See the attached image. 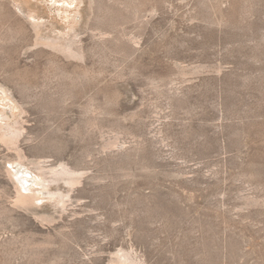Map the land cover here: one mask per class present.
Masks as SVG:
<instances>
[{"label": "rangeland", "instance_id": "374dc122", "mask_svg": "<svg viewBox=\"0 0 264 264\" xmlns=\"http://www.w3.org/2000/svg\"><path fill=\"white\" fill-rule=\"evenodd\" d=\"M37 22L81 38L84 60L56 64L94 77L64 84L31 45ZM0 37V110L26 155L0 141V264H112L120 247L140 264H264V0H0ZM35 159L83 172L50 186L63 208L14 203L7 170L38 189Z\"/></svg>", "mask_w": 264, "mask_h": 264}, {"label": "bare ground", "instance_id": "6f19581e", "mask_svg": "<svg viewBox=\"0 0 264 264\" xmlns=\"http://www.w3.org/2000/svg\"><path fill=\"white\" fill-rule=\"evenodd\" d=\"M21 25V23H20ZM23 25V24H22ZM33 41L31 42V45L33 46H37L39 44H42L44 46L49 47L52 50V54H53V58L52 63L55 68L57 67L58 69V74H59V78H63L62 81H66L65 78L71 79L73 78V76L78 75L77 77L79 78H86L87 76L89 77L90 75L92 77L93 76V72L91 71V69L81 65H77L79 66V72H76L75 74H71L70 72H67L65 70V68H58L56 64L58 63L57 61H59L58 59H60V55L63 56L64 58H72L75 60H84L85 58V50L84 47L82 45L83 40H81V38H77V37H70L69 39H62V38H57V37H48V38H41L40 37V26L41 23H34L33 25ZM18 30V29H17ZM20 30V29H19ZM22 30V29H21ZM18 32V31H17ZM20 32V31H19ZM63 32V31H62ZM16 33V32H15ZM104 31L101 32L100 35H104ZM23 34V33H22ZM98 34V33H97ZM78 35V34H75ZM98 35V36H100ZM8 38V37H7ZM66 38V37H65ZM68 38V37H67ZM101 38V37H100ZM7 41L6 37H0V42L1 41ZM82 41V42H81ZM30 43V42H29ZM4 47V46H3ZM100 48V47H99ZM36 49V48H35ZM21 51V50H20ZM33 52V51H32ZM43 53V52H42ZM51 54V53H50ZM36 55V54H35ZM51 57V56H50ZM59 57V58H58ZM58 58V59H57ZM61 61V60H60ZM51 63V62H50ZM3 64V63H2ZM61 64V63H60ZM61 66V65H60ZM94 70V69H92ZM101 71L98 72L100 74ZM70 73V74H69ZM92 73V74H91ZM102 73V72H101ZM96 74V73H95ZM90 76V77H91ZM91 77V78H92ZM96 77V76H95ZM47 80L45 81V86L43 85L42 87H49L50 84H52L53 81V76H47ZM75 78V77H74ZM73 78V79H74ZM24 79V77H23ZM60 79V80H61ZM65 79V80H64ZM72 79V80H73ZM81 79V80H82ZM14 80V79H13ZM25 80V79H24ZM77 80V79H76ZM84 80V79H83ZM22 81V80H21ZM74 81V80H73ZM75 83V82H74ZM77 83V82H76ZM75 83V84H76ZM84 83V82H83ZM26 84V83H25ZM44 84V83H43ZM62 84V83H60ZM65 84V82H64ZM68 85V84H67ZM77 85V84H76ZM75 85V88H76ZM22 86V85H21ZM23 86L25 87V85L23 84ZM27 86V85H26ZM34 86V85H33ZM53 86V85H52ZM83 86V85H82ZM54 87V86H53ZM69 87V85H68ZM37 86L35 87H31V85H28L27 87H25L26 90V97H39V93L36 92V94L38 93V95H36L35 93H33L34 89H36ZM57 88V87H56ZM28 89L31 91H28ZM33 89V90H32ZM38 89V88H37ZM50 89V88H49ZM63 89V88H62ZM82 89V88H81ZM44 90V89H43ZM56 90V89H55ZM60 90V89H58ZM57 90V91H58ZM20 91V90H19ZM49 91V90H48ZM63 91V90H61ZM30 92V93H29ZM47 92V91H46ZM50 92V91H49ZM60 91H58L59 93ZM71 92V90H70ZM70 92L68 90V88L66 87V89H64V91L61 93L60 99H62L64 102L70 98ZM57 93V92H55ZM57 93V94H58ZM43 94V93H42ZM74 94V93H73ZM46 95V94H43ZM41 95V97L43 96ZM49 95V94H47ZM51 95V94H50ZM23 96V95H22ZM34 97V98H35ZM40 97V98H41ZM50 97V96H49ZM72 97V96H71ZM43 98V97H42ZM54 98V97H53ZM59 98V97H58ZM24 99V98H23ZM28 99V98H27ZM33 99V98H32ZM39 99V98H38ZM45 99V98H44ZM51 99V97L49 98ZM34 100V99H33ZM37 101V99H35ZM40 100V99H39ZM38 100V101H39ZM52 100V99H51ZM91 100V99H90ZM41 101V100H40ZM35 102V101H34ZM59 102V101H58ZM63 103V102H62ZM67 104V103H66ZM45 105V103L43 104ZM85 112L87 113H92L95 110V105L93 104L92 101H89L86 105H83ZM37 107V106H36ZM35 107V108H36ZM83 108V107H82ZM42 109V108H41ZM27 111V110H26ZM46 111V110H45ZM86 113V114H87ZM93 114V113H92ZM85 116V115H84ZM88 116V114H87ZM92 116V115H91ZM88 118V117H87ZM91 119V117H90ZM5 120H7V116L5 113H2L0 110V141L9 145L10 148L12 147L13 149L16 150V157L15 159H17L19 162H21L24 158H25V154H22L20 151H18L19 145V139L22 136L23 129L24 126L21 125L19 126V124H22L21 122H5ZM93 120V119H92ZM4 121V123H3ZM88 122V121H87ZM86 122V124H87ZM94 124V123H93ZM78 129V127H77ZM77 133V131H76ZM105 147V146H104ZM20 150V148H19ZM43 158V157H42ZM41 158V159H42ZM28 159V158H27ZM31 159V158H30ZM46 159V158H45ZM47 161L45 160H39V159H35L34 161L32 160L33 165L38 169V171L40 170V175L37 176L34 180H33V186L38 185L40 186V188L38 189H30L26 192L27 188L25 186H23V182H29V180L23 179L22 177H17L14 175V173L10 170H7L9 172L10 177L12 178H16L17 179V184H16V193H15V197H14V203L15 204H21V205H25V204H35L37 201L43 200V199H49L52 200L53 203L55 204L54 206H57L59 204H61L62 206H66V201L67 199H71L69 193L68 194H63L61 191L58 192L53 191L50 186L53 183L56 182H60V180L64 181L66 184H68L69 186H71L73 188V186H75V184H78L81 180V176L83 174V172H81L80 170H76L73 168V166H69L67 163H64L63 161L56 164V165H45ZM30 163V162H29ZM49 164V163H48ZM86 168V167H85ZM87 171V170H86ZM10 179V178H9ZM22 181V182H21ZM32 187V186H31ZM26 189V190H25ZM51 201V203H52ZM70 206V205H69ZM63 208V207H62ZM73 238V237H72ZM66 239V238H65ZM68 239V238H67ZM65 241V240H64ZM66 242V241H65ZM34 244V243H33ZM36 245V244H35ZM62 246V245H61ZM33 249V248H32ZM35 250V249H34ZM64 250V248H63ZM37 252V250H36ZM67 252V251H66ZM66 255V254H65ZM64 255V256H65ZM115 258L112 261V264H140L142 262L141 259H138V257L136 255H134L132 253V251L126 250L122 247H120L118 250H116V252L114 253ZM59 257V256H58ZM57 258V257H56Z\"/></svg>", "mask_w": 264, "mask_h": 264}]
</instances>
